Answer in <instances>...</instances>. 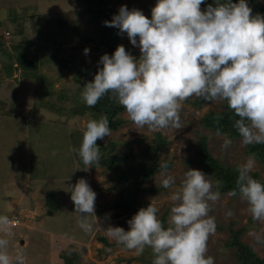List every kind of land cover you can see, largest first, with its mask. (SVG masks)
Instances as JSON below:
<instances>
[{
    "label": "rangeland",
    "instance_id": "374dc122",
    "mask_svg": "<svg viewBox=\"0 0 264 264\" xmlns=\"http://www.w3.org/2000/svg\"><path fill=\"white\" fill-rule=\"evenodd\" d=\"M259 2L264 5V0ZM104 3L115 13L126 5L150 17L156 0ZM248 4L252 7V3ZM85 7L83 0H0V215L21 218L18 226L9 225L8 251L22 250L24 264H65L62 252L68 253L74 264H152L150 247L138 253L107 235L105 228L109 224L129 228L127 213L117 206L123 185L112 169L90 165L85 172L80 168L86 166L75 154L86 122L93 114L91 109H85L81 87L96 72L84 75V70L98 67L99 57L107 51L96 21ZM120 40L125 49L139 57V48L130 43L126 33L121 34ZM85 47L89 48L87 55L83 52ZM18 52L30 64L20 65ZM11 62L14 65L10 70ZM197 98L179 102V129L139 126L123 108L115 117L123 123L116 130L110 129L109 136L102 139L107 145L102 153L112 156L130 148L135 153L144 151L158 138V132L169 141L160 153V161L170 163L175 184L170 189L161 187L156 171L145 183L154 191L137 197L143 207L152 202L166 226L171 195L184 171L187 167L201 170L189 160L197 154L203 135L209 137V150L221 163L239 166L251 158V173H259L264 182V162L246 152L247 145L241 143V138H230L201 124L207 112L222 110L225 101H210L198 108L193 104ZM116 105L123 107L117 101ZM226 140L230 143L226 144ZM140 160L138 156L123 166ZM208 177L217 191L215 180ZM80 178L86 179L96 193L97 217L88 216L92 224L88 232L80 228L79 213L74 212L70 191H66ZM48 192L59 199L58 209L48 205ZM218 192V198L208 202V216L214 219L215 230L209 234L205 255L213 257L214 264H238L235 248L228 246L232 229L240 231L241 240L264 258V218L254 219L240 194ZM0 236L5 233L0 231Z\"/></svg>",
    "mask_w": 264,
    "mask_h": 264
},
{
    "label": "clouds",
    "instance_id": "9594fccd",
    "mask_svg": "<svg viewBox=\"0 0 264 264\" xmlns=\"http://www.w3.org/2000/svg\"><path fill=\"white\" fill-rule=\"evenodd\" d=\"M204 0H156L151 16L138 8L121 5L111 20L103 23L127 34L139 48L134 57L123 45L98 61L94 78L81 87V98L91 107L106 93L123 106L139 126L179 129L180 101L189 97L226 101L238 117L233 127L241 143L264 144V16L252 14L248 0H213L201 10ZM85 55L89 48L83 49ZM106 116L89 119L76 150L86 167L99 161L98 139L109 136ZM226 144L230 140L225 141ZM160 186L170 189L175 177L169 164L158 165ZM251 158L237 168L236 185L254 219L264 218V183L250 173ZM221 182L216 181L218 186ZM70 199L79 213V226L88 232V216L95 214L96 193L84 178L71 184ZM219 196L212 180L202 170L187 167L171 195L167 226L159 209L150 202L127 220L128 230L107 226V235L127 249L142 253L150 247L152 264H214L206 256L214 219L208 216L209 201ZM9 218L0 215V264H24L22 250L9 252L6 238ZM100 224V223H99Z\"/></svg>",
    "mask_w": 264,
    "mask_h": 264
},
{
    "label": "trees",
    "instance_id": "16d2710c",
    "mask_svg": "<svg viewBox=\"0 0 264 264\" xmlns=\"http://www.w3.org/2000/svg\"><path fill=\"white\" fill-rule=\"evenodd\" d=\"M85 3V12L92 16V19L96 21V27L101 32V43L106 45L109 55H111L115 48L120 45L121 34H118V29L115 27L107 26L103 22L105 20H111L113 14L115 13L111 6L104 3V0H83ZM213 0H204V3L200 7H205L207 4H212ZM248 3H252V14H260L264 16V5L260 4L259 0H248ZM100 43V44H101ZM101 50V49H100ZM128 51V48H126ZM103 51V50H101ZM21 52V51H19ZM18 52L19 61L22 62L20 65L30 64L25 59L24 55ZM100 58V57H99ZM12 62L9 69L12 68ZM84 70L88 75L90 72H97L98 67L91 66L86 67ZM85 69V68H84ZM83 76V75H82ZM93 78L89 79L91 81ZM86 83V82H85ZM211 100H205L202 97H198L193 101V104L202 108L206 103ZM91 109L93 114L90 119H98L101 115L106 116L109 121L110 129L116 130L122 123L121 118H115L123 107L116 105V100L112 97L111 93H106L101 97L96 105L87 106L85 109ZM83 111V110H82ZM233 114V111L228 107L227 102H224L223 109L220 111H209L201 119V124L205 129H210L219 133H225L230 138H241L239 133L233 127V122L237 119ZM158 138L153 140L151 145L147 146L144 151L140 153H135L132 148L127 152L115 155H105L102 153L106 149V144L103 143L102 139L96 141L99 147V161L92 165L93 167L97 165H102L104 167L111 168L118 183L122 184L121 194L118 198L117 206L124 213H127L128 219L140 208L143 204L137 200V197L141 193H148L154 191V189H149L145 186V183L150 179V177L159 171L158 165L160 162V153L166 150L169 141L157 133ZM209 137L203 135L199 138V149L195 157L189 160V163H196L200 166L201 170L211 176L215 182L220 181L221 183L215 186V189L220 192H233L237 189L236 178L238 175V166H230L221 163L217 158H215L209 150L208 144ZM79 147L75 148V154L81 163L82 160L76 151ZM246 152L253 156L256 160L264 162V144H248L246 147ZM140 156L141 160L137 164H131L127 167L123 166L124 162L135 161L137 157ZM169 168L171 167L170 163ZM257 180L262 181L259 173H250ZM236 194H239L238 190ZM48 205L53 209H58L60 207V201L55 197L53 192H48ZM163 222V218L160 219ZM166 226V225H165ZM231 239L228 242V246L235 248V257L238 264H264V258L260 257L253 247L243 242L240 238V231L230 230ZM65 264H74L73 259L70 258L69 254L62 252L61 256Z\"/></svg>",
    "mask_w": 264,
    "mask_h": 264
},
{
    "label": "built area",
    "instance_id": "2783aa9c",
    "mask_svg": "<svg viewBox=\"0 0 264 264\" xmlns=\"http://www.w3.org/2000/svg\"><path fill=\"white\" fill-rule=\"evenodd\" d=\"M9 221H10V224L9 225H11V226H18L21 223V218L15 216V217H12L11 219H9Z\"/></svg>",
    "mask_w": 264,
    "mask_h": 264
},
{
    "label": "water",
    "instance_id": "95a60500",
    "mask_svg": "<svg viewBox=\"0 0 264 264\" xmlns=\"http://www.w3.org/2000/svg\"><path fill=\"white\" fill-rule=\"evenodd\" d=\"M120 45H123V46H124V44H123V43H120Z\"/></svg>",
    "mask_w": 264,
    "mask_h": 264
}]
</instances>
